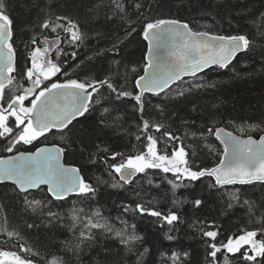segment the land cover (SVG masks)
I'll list each match as a JSON object with an SVG mask.
<instances>
[{
    "label": "snow or ice",
    "instance_id": "6c2138e0",
    "mask_svg": "<svg viewBox=\"0 0 264 264\" xmlns=\"http://www.w3.org/2000/svg\"><path fill=\"white\" fill-rule=\"evenodd\" d=\"M130 6L135 9L137 19L144 16V4L139 0H133ZM106 7L112 14L107 19L116 16L129 24L126 37L136 31L129 17V0H108ZM252 23L256 27L255 36L239 29L224 35L193 30L188 22L179 19L145 16L141 28L147 42L143 74L133 67L131 71L136 75L132 81L125 77L123 82H117L111 74L100 77L84 70V61L77 60V50L86 33L68 15L54 19L49 16L35 25L39 31L33 30L25 44L28 55L18 66L14 20L8 0H0V185L12 186V194L22 201L25 211L42 217L48 224L65 228L72 235L61 242L59 249L42 252L18 228L9 225L5 214L0 223V235L6 237L0 243V264H72L66 258L69 254L77 264H82L85 249L91 251L98 245L100 236L117 240L125 256H135L132 264H144L149 249L139 251L144 238L123 214L154 217L161 227L169 226V232L178 231V225L183 223L180 208L184 201L176 199L177 190L204 182L205 178L210 192L227 195L225 212L239 207L244 210L246 220L226 236L215 220H196L190 225L201 237L204 264H264V212L256 214L259 208H264V120L239 125L228 122L234 129L228 131V124L221 127L220 123L206 120L197 127L195 120L185 119L181 123L189 131L177 135L153 115L154 111L164 117L167 105L161 97L163 94L170 99L173 85L180 89L187 83L188 93L215 88L213 83L197 82L200 74L206 75L214 68L227 69L240 56L255 60L259 55L264 65V43H257V37L264 41V12ZM117 49L118 45H114L109 51L115 53ZM186 77L191 78V83ZM176 96L185 97V91H177ZM151 97L161 98V102L152 105ZM104 99L112 107L100 111L97 105ZM128 102H132L139 150L116 151L97 138L98 142L84 146L82 152L91 147L87 162L102 164L113 188L141 180L156 189L166 183L176 210L162 212L143 202L135 203L134 208L125 204L121 215L115 218L123 227L116 229L99 207H91L97 201L99 183L107 182L98 180L94 184L86 178L82 166L66 162V153L72 147L67 141L82 119L89 120L97 111L100 117L96 127L116 125L119 130L122 116L111 121L108 116ZM252 133L261 134L254 138ZM49 134L59 135L66 143L49 146L45 143ZM209 137H214L221 147L207 143ZM201 144L207 149L205 159L213 158V163L206 164L200 158ZM153 177H159V183ZM257 189L259 202L253 199ZM136 195L140 197L141 193ZM70 199L72 206L66 213L54 210L63 208ZM192 204L198 209L204 200L194 198ZM26 226L39 229L35 223ZM165 237L169 241L176 239L168 233ZM104 251L105 260H97L95 264H107L112 249ZM161 256L162 264H190L191 253L172 251L170 255L162 252Z\"/></svg>",
    "mask_w": 264,
    "mask_h": 264
},
{
    "label": "trees",
    "instance_id": "16d2710c",
    "mask_svg": "<svg viewBox=\"0 0 264 264\" xmlns=\"http://www.w3.org/2000/svg\"><path fill=\"white\" fill-rule=\"evenodd\" d=\"M132 2L133 0H129L128 11L136 31L126 37L129 24L116 16H112L111 19L106 18L112 15L106 7L108 0H8L9 10L14 20V47L17 49L18 66L24 63L28 55L25 44L33 34L35 25L49 16L54 19L58 15H68L79 22L81 30L86 33V38L77 50V60L84 61L86 72L100 77L111 74L117 82H123L127 77L130 82L136 75L131 71L133 67L139 74H143L147 42L143 39L141 28L145 16L153 19H179L188 22L193 30L209 31L213 34H234L239 29L255 36L256 27L252 22L258 20L260 13L264 12V0H139L144 4V16L137 19L135 9L130 6ZM35 31L38 32L39 29ZM257 43H264V41H260L257 37ZM114 45H118L115 53L109 51ZM257 51L259 52L260 49ZM99 52H103V55H96ZM89 57L91 59H88ZM260 60L259 55L255 57V60L240 56L227 69L214 68V70H208L206 75L201 73L200 80L197 82L213 83L216 85L215 88L193 90L188 93L187 83L180 89L173 85L171 98L163 94L161 97L167 105L164 117L154 111L153 115L158 120H162L171 130L176 131L177 135H183L189 131L181 123L185 119L195 120L197 127L206 120L209 123H220L221 127L228 122L239 125L245 121L251 124L264 120V65L260 63ZM71 63L74 64L75 61ZM185 80L191 83V78H185ZM129 87L131 88V84ZM179 90L185 91V97L176 96ZM161 98L151 97L152 105L160 103ZM131 104L132 102H128L119 111H112L110 116L105 114L110 121L118 115L122 116L119 130L116 125L101 129L96 127L100 111L103 107H112L109 100H101L100 105H97L100 111L94 113L93 117L87 121L81 118L82 123L73 129L67 141L72 143V147L66 153V162L82 166L86 178L94 184L98 180L107 182L99 183L97 201L91 204V207H99L116 229L123 227L115 218L121 215L122 205L125 204L134 208L135 203L143 202L162 212H167L169 209L176 210L173 208L170 186L166 183L156 189L141 180L139 183L125 185L123 188H113L111 187L113 181L104 166L87 162L86 157L92 151L91 147L82 152L84 146H90L93 141L98 142L97 138L108 143L116 151L134 153L139 150L140 146L134 135L136 127L133 122ZM209 117L213 119L209 120ZM227 130L234 131L231 124H228ZM259 134L261 133H252L254 138H258ZM206 142L221 147L214 137H209ZM45 143L63 145L66 141L61 140L59 135L49 134ZM200 147L203 149V144ZM205 156H207V149H203L200 158L206 164L214 162L213 158L205 159ZM153 179L159 183V177H153ZM206 185L207 178L204 182H195L188 188L177 190L176 199L184 201L180 208L183 223L178 225V231L169 232V226L161 227L160 222L154 217L140 216L132 212L123 214V218L130 225L136 226V233L144 238L143 244L138 246L139 251H143L144 248L149 249L144 258V264H162L164 257L161 253L170 255L172 251H188L191 253L190 264H204V246L201 237L190 225L196 220H215L222 226L226 236L235 232L238 226L245 222L243 209L235 207L225 212L224 202L228 199L227 195L210 192ZM11 187L10 184L7 187L0 185V206H2L0 207V223L3 222L6 214L9 225L18 228L28 242L34 243L42 252L59 249L62 241L72 238L65 228L48 224L42 217L25 211L22 201L12 194ZM136 192L141 193L140 197H137ZM259 197L260 192L257 189L253 199L259 202ZM39 198L40 196H37V199ZM194 198L204 200V204L198 209L193 207ZM149 201L152 203L149 204ZM71 206L70 199L63 208L54 210L66 213ZM85 210L87 211L88 208L86 207ZM261 212H264V208H259L256 214L260 215ZM27 223H35L39 225V229H28ZM165 233L173 235L176 239L167 240ZM5 239L6 237L0 235V243ZM98 239L99 244L91 251L85 249L82 264H95L97 260H105L104 249L106 248L112 249V253L107 257V264H132L135 260V256L124 255L123 246L117 240L107 239L104 236ZM66 258H70L72 264H77L76 259L70 254L66 255Z\"/></svg>",
    "mask_w": 264,
    "mask_h": 264
},
{
    "label": "water",
    "instance_id": "95a60500",
    "mask_svg": "<svg viewBox=\"0 0 264 264\" xmlns=\"http://www.w3.org/2000/svg\"><path fill=\"white\" fill-rule=\"evenodd\" d=\"M186 78H188V77H186ZM229 131V130H228ZM49 146H51V145H49Z\"/></svg>",
    "mask_w": 264,
    "mask_h": 264
}]
</instances>
